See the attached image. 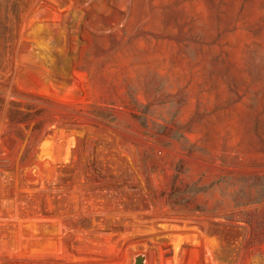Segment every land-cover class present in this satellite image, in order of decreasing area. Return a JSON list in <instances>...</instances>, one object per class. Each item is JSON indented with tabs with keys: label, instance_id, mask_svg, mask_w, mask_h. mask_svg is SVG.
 <instances>
[{
	"label": "rangeland",
	"instance_id": "374dc122",
	"mask_svg": "<svg viewBox=\"0 0 264 264\" xmlns=\"http://www.w3.org/2000/svg\"><path fill=\"white\" fill-rule=\"evenodd\" d=\"M264 264V0H0V264Z\"/></svg>",
	"mask_w": 264,
	"mask_h": 264
},
{
	"label": "water",
	"instance_id": "95a60500",
	"mask_svg": "<svg viewBox=\"0 0 264 264\" xmlns=\"http://www.w3.org/2000/svg\"><path fill=\"white\" fill-rule=\"evenodd\" d=\"M143 262V255L141 253H137L133 256L132 264H142Z\"/></svg>",
	"mask_w": 264,
	"mask_h": 264
}]
</instances>
